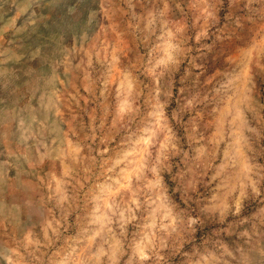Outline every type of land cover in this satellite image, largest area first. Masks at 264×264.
<instances>
[{
	"label": "rangeland",
	"instance_id": "obj_1",
	"mask_svg": "<svg viewBox=\"0 0 264 264\" xmlns=\"http://www.w3.org/2000/svg\"><path fill=\"white\" fill-rule=\"evenodd\" d=\"M0 264H264V0H0Z\"/></svg>",
	"mask_w": 264,
	"mask_h": 264
}]
</instances>
